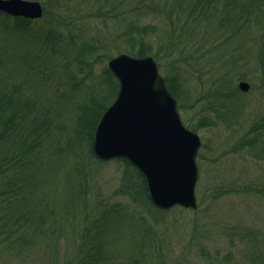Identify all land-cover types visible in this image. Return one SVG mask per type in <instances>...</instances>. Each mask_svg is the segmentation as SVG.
Listing matches in <instances>:
<instances>
[{
  "label": "trees",
  "instance_id": "16d2710c",
  "mask_svg": "<svg viewBox=\"0 0 264 264\" xmlns=\"http://www.w3.org/2000/svg\"><path fill=\"white\" fill-rule=\"evenodd\" d=\"M37 1H41L43 7L42 17L38 19L0 12V264L8 263V260L4 263L3 257L11 255V251L19 253L38 245L45 237V230L55 235L56 227L53 225L58 223L54 218L56 210L44 203L42 183L48 174L60 172L68 152L79 158L80 163L84 159L107 161L94 155L92 140L101 114L117 94L118 81L107 66H102L95 77L105 88L102 91L94 88L82 90V80H77L76 74L87 68L85 76H91L101 59L112 56L96 52L95 44L75 43L70 25L73 14L77 13L76 19L123 17L120 18V22H124L123 30L119 35L126 39L127 46L120 49L115 40L117 38L110 40L115 45L117 43L118 54L151 55L157 64L161 59L177 54L179 46L182 48L184 43L189 42L186 35L197 34L201 23L213 21L216 29L224 26L235 29L231 34L245 32L254 26L257 29L255 38L259 41L254 74L260 75L255 78L259 80L257 89L264 93V0H138L133 4L130 2L126 8L122 6V0L109 3L95 0L98 2L92 7L86 6L88 12L84 8H69V1L72 0ZM119 12L123 14L119 15ZM140 13L152 14L158 20L162 16L167 25L157 31V22L152 19L142 21ZM60 26L65 27L64 32L58 30ZM154 40L157 45L155 50L152 46ZM240 47L241 43L237 45V48ZM237 52L230 59L238 65L243 60V51ZM206 53L209 58L214 57L211 47L206 49ZM248 63L243 60L240 65ZM176 64V60L170 62L169 71L163 78L170 93L180 103L178 106L183 108L186 104L185 84ZM5 66L6 70L2 71ZM246 71L252 73L250 79L241 71L235 75V80L252 82L253 72ZM212 85L194 100L200 106L199 117L193 125H186L193 131L214 126L220 121L230 124L234 118L230 115L235 110L237 113L241 110V105L239 109L229 106L243 94L234 80L222 76ZM77 90L82 91L76 94H80L81 99L75 101L73 94ZM68 136V143L61 144ZM238 138L236 150L243 146L264 149V114L249 123ZM48 157L52 162H43ZM113 159L122 164L117 193L153 209L155 218L178 207L156 206L149 196L141 171L125 158ZM65 169L63 180L72 186L70 169L73 168ZM79 183L83 188V183ZM82 188L77 184L75 193L78 195H74L76 199L73 203L70 200L72 195L68 196L71 210L78 203L85 202V189L82 191ZM124 209L121 201L114 200L103 205V210H97L81 231L76 252L65 264H141L136 254L131 260H113L115 241L127 234L126 228L131 232L134 230L127 225V211ZM150 236L148 227H144L137 235L143 240L141 245L139 239H130V251L141 253L143 246L150 244Z\"/></svg>",
  "mask_w": 264,
  "mask_h": 264
},
{
  "label": "rangeland",
  "instance_id": "374dc122",
  "mask_svg": "<svg viewBox=\"0 0 264 264\" xmlns=\"http://www.w3.org/2000/svg\"><path fill=\"white\" fill-rule=\"evenodd\" d=\"M98 1L109 3L119 0ZM98 1L72 0L68 6L84 8L88 12L86 6L92 7ZM136 1L138 0H122V6L126 8L130 2L133 4ZM76 14H73L74 19L70 24L73 27L71 33L74 34L75 43L95 44L96 52L108 53L112 57L119 53L115 48L117 43L120 49L127 46L126 39L119 35L123 30L124 22H120L123 17H105L98 20L92 16L76 19ZM122 14L119 12V15ZM139 17H142V21L152 19L157 22V31L167 25V20L162 16L158 20V17L155 18L152 14L140 13ZM215 26L213 21L201 23L197 34L186 35L189 42L184 43L182 48L180 45L177 54L168 59H161L157 64L159 73L165 76L169 71L170 62L177 61L176 66L184 78L186 104L180 108L177 99L176 101L185 126L196 122L200 106L195 104L194 100L198 94L211 88L214 81L222 76L229 77L238 86L240 81L235 80L236 74L243 71L250 79L252 73L249 74L246 69L253 72L252 82L245 80L249 84L248 90L242 92L238 100L229 104L235 109L242 106L240 112L235 110L230 115L231 118L234 117L233 121L230 124L220 121L214 126H205L194 131L201 139V146L196 155V208L178 205L162 215L155 214L158 215L155 218L153 209L150 210L138 200L134 201L117 193L122 164L113 158L104 162L84 159L80 163L79 158L68 152L59 168L60 172L56 175L48 174L46 177L44 175V184L42 183L45 192L44 203L56 210L54 218L58 223L53 225L56 227L55 235L45 230V237L41 238L38 245L19 253L16 250L11 251V255L3 257L4 263L8 260L7 264H65L76 252L80 233L87 222L96 215V211H101L103 205L118 200L125 205L128 227L132 226L134 230L131 232V229L126 228L127 234L115 241L114 261L131 260L137 255L141 264H264V149L260 146L256 149L249 146L237 150L235 148L236 140L248 124L264 114V93L257 89L259 80L255 79L260 75L254 74L259 47V41L255 38L257 29L253 26L245 32L231 34L235 29H227L226 26L216 29ZM64 28L60 26L58 30L64 32ZM114 39L117 41L116 45L112 43ZM239 43L241 47L237 48ZM152 46L154 50L157 48L155 40ZM208 47H211L214 53L212 58L207 56ZM239 50L243 51L242 59L249 61L248 64L240 65L243 60H240L238 65L232 63L230 57L236 55ZM108 59L99 60V65L91 76H85L87 68L76 74L77 80H82V90L94 88L102 91L105 88L95 75L102 66H107ZM1 70L5 71L6 66ZM81 92L77 90L73 94V100H80L81 95L76 94ZM191 104L193 106L188 107ZM68 140L69 136L62 140L61 144L68 143ZM75 148L77 149L76 146ZM44 160L52 162L49 157L44 158L43 162ZM66 167L73 168L70 169L72 186L70 182L63 180ZM77 184L82 191L85 189V202L78 203L74 210H71V202L73 203L78 195L75 193ZM69 195L73 198L70 199L71 202L67 200ZM78 201L79 199L76 200ZM67 212L68 214H65ZM144 227H148L152 236L149 248L144 245L141 253L131 252L128 242L132 238L138 241L137 235ZM142 241L140 238L139 245Z\"/></svg>",
  "mask_w": 264,
  "mask_h": 264
},
{
  "label": "water",
  "instance_id": "95a60500",
  "mask_svg": "<svg viewBox=\"0 0 264 264\" xmlns=\"http://www.w3.org/2000/svg\"><path fill=\"white\" fill-rule=\"evenodd\" d=\"M0 12L38 19L43 8L37 0H0ZM107 68L117 79L118 90L95 126L94 155L130 161L144 175L156 206L195 209L201 139L182 122L155 59L120 53L108 59ZM248 87L245 81L238 83L242 92Z\"/></svg>",
  "mask_w": 264,
  "mask_h": 264
}]
</instances>
